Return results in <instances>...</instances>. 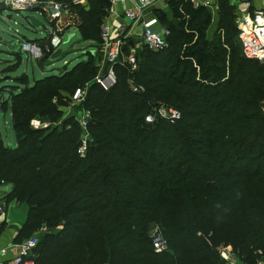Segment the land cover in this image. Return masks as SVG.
Masks as SVG:
<instances>
[{
  "label": "trees",
  "instance_id": "16d2710c",
  "mask_svg": "<svg viewBox=\"0 0 264 264\" xmlns=\"http://www.w3.org/2000/svg\"><path fill=\"white\" fill-rule=\"evenodd\" d=\"M228 1L216 0L209 39L205 8L169 0L166 48L136 52L132 72L113 64L106 91L89 60L23 88L15 78L0 104L15 141L0 133V204L25 208L14 241L37 235L32 264H225L221 251L264 264V62L241 55ZM72 7L80 40L101 47L106 0ZM77 88L83 154L78 120L62 117ZM160 104L179 118L160 117ZM35 117L47 125L31 128ZM154 228L164 251L152 248Z\"/></svg>",
  "mask_w": 264,
  "mask_h": 264
},
{
  "label": "built area",
  "instance_id": "2783aa9c",
  "mask_svg": "<svg viewBox=\"0 0 264 264\" xmlns=\"http://www.w3.org/2000/svg\"><path fill=\"white\" fill-rule=\"evenodd\" d=\"M85 1L86 0H44V2H41L38 0H0V9L3 8L10 11L35 9V11L43 15L48 27L41 43L25 41L21 42L19 46L20 51L25 52L33 60H36L44 53H48L51 56L56 50H59V46L63 42V37L71 35L70 29L76 30L72 24H68L67 15L72 6L82 5ZM125 1L131 5V10H124V17L127 23L142 25L139 34L141 45L152 52L166 48V38L169 34L168 30L158 24H155V26L143 25V13L151 7L152 0ZM233 1L235 3H244L248 5L247 0ZM153 22H155V20H152V23ZM234 24L237 30L236 39L240 47L241 55L248 60H254L259 63L264 62V6L251 13L235 14ZM63 25L68 29L65 30ZM100 39L101 48L104 50L102 56L107 63V67L101 75H98L94 79V82L101 90L106 91L115 82L112 65L119 64L132 72L135 69V56L132 53L126 54L123 51L125 41L128 39V24L112 29L111 26L101 23ZM129 86L132 91H141V88L132 84L131 81H129ZM83 94L84 91L82 89H75L70 96V102L72 104L79 103ZM154 112L171 122L179 118L178 113L172 109H165V112L162 114L158 110ZM84 117L88 118L87 113ZM152 119V115H147L144 121L150 122ZM77 120L82 129L81 146L78 152L83 154L86 143L88 142V135L85 130L87 119L79 118ZM2 209L0 204V214L2 213ZM150 239L152 248L155 252H161L166 249V245L156 228L151 231ZM36 243L37 235L21 241L16 245L17 251L15 255L9 261L5 263L0 262V264H32L28 258ZM3 254L4 250L0 249V256ZM223 260L225 264H242L234 260V258H224Z\"/></svg>",
  "mask_w": 264,
  "mask_h": 264
},
{
  "label": "rangeland",
  "instance_id": "374dc122",
  "mask_svg": "<svg viewBox=\"0 0 264 264\" xmlns=\"http://www.w3.org/2000/svg\"><path fill=\"white\" fill-rule=\"evenodd\" d=\"M38 1L44 2V0ZM67 16L68 24L70 25H73L74 23L77 24L79 21L75 14H72L71 12H69ZM30 18L40 22V26H32L31 23H29ZM209 25H211L210 21ZM47 27L46 20L42 14L35 11V9L18 11H10L3 8L0 9V104L4 103L3 101H6L7 97L10 96L9 93L15 88V86H17V83H14V80L20 76L22 78L24 77L20 84V87L22 86L23 88V86L31 85L35 80L48 75L60 74L64 70L70 69L76 63L80 61L86 62L88 60L91 61V68H94L93 64L96 62V69L94 70L96 77L103 72L104 68L99 67L97 63L100 66L105 65L104 57L99 53H96L95 56L87 54L94 51V48H99V50H101L99 44L94 45L89 41H81L77 31L73 29H70L71 35L68 41L67 36L63 37V42L59 46L60 55L56 59L45 58V56L42 55L38 59L33 60L25 52L20 51L19 46L21 42L37 41L44 38ZM67 29L68 28L65 27V30ZM141 50L142 47L137 45L136 51L139 52ZM83 98L84 94L82 95L80 102L77 104H72L69 100L63 110L62 117H66L72 113L76 119L85 118L88 120L87 117H84L86 114L84 110L81 109L76 111V108L80 105ZM152 107L156 108L154 110H158L161 114L164 113L166 109L161 104ZM10 125L9 109L7 107L4 112H0V133L3 142L7 147L15 146ZM45 125H47V122L40 120L37 117L33 118L29 124V126L34 129L44 128ZM6 188L1 186L0 191H4ZM7 207L8 209L11 207L19 212L23 211L25 217V208L23 206L18 207L14 203H8ZM2 208L3 207L1 206V209ZM234 260L239 261L236 257H234Z\"/></svg>",
  "mask_w": 264,
  "mask_h": 264
},
{
  "label": "crops",
  "instance_id": "0c3cea01",
  "mask_svg": "<svg viewBox=\"0 0 264 264\" xmlns=\"http://www.w3.org/2000/svg\"><path fill=\"white\" fill-rule=\"evenodd\" d=\"M87 1L88 0H86L85 3H83L81 6H86ZM168 1L169 0H152L151 7L148 8L143 13V22H144L143 25L155 26V24H158L159 26H162L160 22L161 15L165 14L166 16H169L171 14L168 7ZM189 1L194 8L200 6L205 8L209 12L211 25L209 28V35L207 36L209 39H213L216 35L214 32L216 26V19H217L216 0H189ZM106 2H107V7L104 10L105 14L101 19V23L107 26H111L112 29H116L117 27L125 26L128 24V39L125 41V44L123 46V51L126 54L132 53L135 56L136 52H138L136 51L137 45L141 46L142 48H145L141 45L139 39V34L141 32L142 25L140 24L133 25L127 23V20L124 17V10L126 9L131 10V5L127 3L125 0H106ZM228 4L234 9V16H235V14L251 13L254 10L262 8L264 6V0H249L248 5H245L244 3H235L233 0H229ZM70 12L72 14H75V8L71 7ZM75 16L78 19L76 14ZM152 20H155L156 23L155 22L152 23ZM75 24L76 23H74L73 25ZM42 40L43 38L37 41H42ZM101 50L97 51L96 53L103 55V51H104L103 48H101ZM94 65H96V62ZM97 65L99 64L97 63ZM4 187L6 188V186ZM8 191H9V187H7L6 190L4 191H0V200L2 196L6 194ZM24 220L25 217L23 211L19 212L15 209H12L11 207L8 209L7 205L3 209V212L0 215V249L4 250V254L0 256L1 263H5L9 261L15 255L17 251L16 245L18 243L14 241V237L19 227L24 222ZM234 257H235L234 255L230 254L227 251L220 252V258L222 260L224 258L233 259ZM259 263L261 262H258L257 264Z\"/></svg>",
  "mask_w": 264,
  "mask_h": 264
},
{
  "label": "water",
  "instance_id": "95a60500",
  "mask_svg": "<svg viewBox=\"0 0 264 264\" xmlns=\"http://www.w3.org/2000/svg\"><path fill=\"white\" fill-rule=\"evenodd\" d=\"M29 23H31L32 26H40V22L35 21L33 18L29 19ZM70 39V35L67 36V41ZM60 55V50H56L51 56L50 59H56Z\"/></svg>",
  "mask_w": 264,
  "mask_h": 264
}]
</instances>
